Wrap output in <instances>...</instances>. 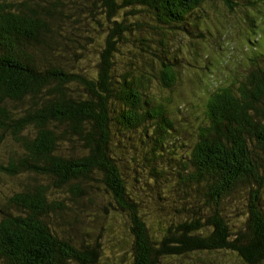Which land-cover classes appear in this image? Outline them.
Listing matches in <instances>:
<instances>
[{"label":"trees","instance_id":"trees-1","mask_svg":"<svg viewBox=\"0 0 264 264\" xmlns=\"http://www.w3.org/2000/svg\"><path fill=\"white\" fill-rule=\"evenodd\" d=\"M207 2H0V146L19 148L0 164L19 179L0 202V264L264 263V27L246 74L213 84L191 140L171 107L185 65L202 68L199 46L191 63L173 39L200 45ZM165 171L186 198L148 225L144 188L167 199ZM83 219L94 227L79 237Z\"/></svg>","mask_w":264,"mask_h":264},{"label":"rangeland","instance_id":"rangeland-1","mask_svg":"<svg viewBox=\"0 0 264 264\" xmlns=\"http://www.w3.org/2000/svg\"><path fill=\"white\" fill-rule=\"evenodd\" d=\"M7 1L14 2L17 0ZM0 2H6V0H0ZM255 10L259 12L257 13ZM261 11H264V4H255L254 6H247L244 9L241 7L236 8L232 13L229 12L219 0H209L204 6L201 14L205 21L202 29L206 30V34L202 39L192 36L193 40L199 41L200 45L193 44L188 38L178 37L173 39V47L181 48V51H188L187 56L191 63H193L191 56L195 54L194 51L196 50V46H199L198 50L201 52L202 56V60H198L197 62L199 64L197 66H201V69L193 68L191 65H185L183 69L184 73H181L178 84L175 86L172 95V109L174 107H181L180 110L178 109L175 117L182 120L180 122L181 124H186V126H184L186 129H183V139L189 140L190 134L193 133V126L198 123L202 116L200 110L204 100L216 88L213 84L223 79H227L228 82H231L235 75L236 77H241L246 74L248 58L255 52L253 46L256 44V41H252L255 37L252 31L256 32L264 27V21L259 20V15L262 13ZM250 20H257L258 25H256V28H252ZM92 58H94V55H92ZM93 65L88 69L89 71L93 70ZM156 92L161 97H167V91L164 92L163 90L159 92L156 90ZM174 111L176 112V110ZM187 148L183 150V155L189 151ZM18 149L19 148L13 144L11 139H6L3 145L0 146V164H5L10 154ZM147 179L148 177H146V180ZM155 180L162 196L167 199L160 198L158 192L152 194L148 189L144 188V197L147 198V201H145L147 205L145 211L147 212L146 217L148 219V225L155 223L157 220L156 218L166 217L173 220L175 218L174 208L176 206L174 202L186 198V195L182 191H178L179 189L177 186L175 187L177 182L176 173L170 174V171L161 172L157 175V179ZM18 183L19 179L6 176L2 177V174H0V202L5 200L6 195H12V191ZM262 206L264 208V203ZM241 213H246L243 206L241 208ZM226 215H229L227 217L228 220L235 224L242 219V215H240L239 212L226 211ZM109 217V215L105 217L106 219L103 220L104 224L107 223L110 225L112 223V219ZM90 227L92 228L94 226H90V223L83 219L79 225H75L74 230H78L76 233L80 235L79 237H83L82 235L86 233L85 230ZM213 257H219L217 258V262H220L219 264L233 263V259H230V263H227L226 258L223 260V256ZM181 264H186V262H182ZM187 264L191 263L189 262ZM234 264L244 263L237 260L234 261Z\"/></svg>","mask_w":264,"mask_h":264}]
</instances>
